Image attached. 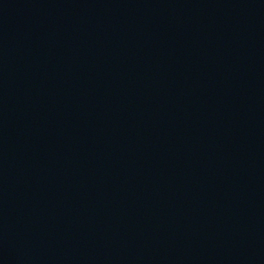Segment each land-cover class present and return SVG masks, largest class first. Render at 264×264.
Here are the masks:
<instances>
[{"label":"water","instance_id":"obj_1","mask_svg":"<svg viewBox=\"0 0 264 264\" xmlns=\"http://www.w3.org/2000/svg\"><path fill=\"white\" fill-rule=\"evenodd\" d=\"M0 264H264V0H0Z\"/></svg>","mask_w":264,"mask_h":264}]
</instances>
